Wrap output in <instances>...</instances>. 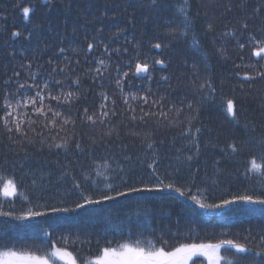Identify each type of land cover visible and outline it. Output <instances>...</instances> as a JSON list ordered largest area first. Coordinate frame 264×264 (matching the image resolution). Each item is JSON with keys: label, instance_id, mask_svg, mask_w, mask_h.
I'll list each match as a JSON object with an SVG mask.
<instances>
[{"label": "trees", "instance_id": "obj_1", "mask_svg": "<svg viewBox=\"0 0 264 264\" xmlns=\"http://www.w3.org/2000/svg\"><path fill=\"white\" fill-rule=\"evenodd\" d=\"M151 2L152 0H50V2L23 0L20 6L16 7L17 0H0V103L3 100L5 82H9L8 90L14 91L15 83L11 81L22 83L27 80L31 84L32 74H37L42 81L48 78L47 74L53 68L65 66L69 71L63 74L58 72L54 79H64L65 76H69L68 84H70L71 78L77 76L81 78L79 88H69L68 84L64 86L65 91L79 94L78 100L59 108L66 116L72 115L76 120L74 126L66 125L65 131L58 133V130L52 132L45 130L38 137L29 131L28 137L34 140L33 143L29 144L26 139L15 135L13 136L15 143H13L8 139V134L0 121V174L14 178L18 183V191L27 196L33 205L53 204L61 199L70 203L75 198L68 195L72 185L70 178L63 175L65 167L79 176L81 165L88 168L92 163L86 152L91 139L95 137L100 141L102 133L107 132L109 128L115 129L119 121L124 119L118 116L103 126L99 123L91 125L82 122L77 110L83 112L87 107L91 114L102 100L98 93L103 91L117 101V111H123L126 106L120 100V91L115 84V67L118 62L129 60L137 52L140 53L141 58L147 57L149 60L160 58L164 59L166 64L163 67L153 65L150 73L151 81L146 75L130 76L125 83V92L140 94L150 87L156 98L167 97L164 102V108L167 110L169 103L172 102L179 107L182 97L197 101L200 94L193 92V80L200 83L211 75L218 94L222 91L225 97L232 95L237 97L241 126L233 128L226 118V113L212 105L201 106L198 113L194 109L184 108L179 114L170 112L168 119L150 120L147 126L139 124L136 126L141 131V138L147 134L156 142L153 149L141 144L140 139L134 140L130 136H125L123 126L119 125V138H117V130H113L110 137L106 136L103 142H99L94 150L95 156L109 157V163L117 171V165H123L126 170H133L136 174L143 172L147 176L150 170L141 164V160L146 165L151 161V153L155 151L159 155V171L171 172L177 186L192 180V170L198 168L199 172L194 177L196 185L207 188L216 196L221 195L225 190L235 192L245 187L253 192L264 191L260 187L264 176L253 173L251 177L246 178L243 175V161L248 157L247 151L232 158L221 153L219 147H213V145H226L234 139L237 141L246 139L242 127L245 121L250 122V128L255 126L256 131L254 134L249 133L250 136L254 135L258 138L264 134V79H256L250 86L245 84L243 92L237 89L233 93V86L238 81L231 79L230 76L233 64L238 62L237 58L241 53L236 48L234 39L219 36L227 29H235L236 36H240V25L245 22L248 25L245 36L248 33L255 34L258 39L264 36V3L261 0H193V14L200 13L197 21L198 30L203 31L207 23H212L214 26V32L203 39L204 46L211 53L210 67L205 70L202 58L189 49L186 41H172L169 47L162 50L151 47L158 41L169 42L170 38L164 35L166 28L169 27L167 21L174 22L170 6L154 8ZM32 5L34 8L30 13V19L25 21L20 9ZM229 6L230 11L227 10ZM258 7L261 9L259 12L256 11ZM98 29L100 31H97ZM118 29L122 31L118 36H114ZM14 30L19 31L21 35L13 37L11 33ZM214 36H219L215 45L212 44ZM89 42L97 45L91 52L87 50ZM105 44L108 45L110 52L113 49H120L122 53L123 49L127 48L128 53L122 55L111 52L109 71L105 72L100 80L94 82L92 77L84 72L85 69L96 67L94 62L96 58L108 59L109 54L104 52ZM221 45L226 48L230 59L225 60L216 54V47ZM60 49L64 51L61 52ZM249 51V49L244 50L245 60L242 63L249 62ZM49 60L52 61L51 64L48 63ZM78 60L79 64L76 63ZM193 63L200 68L198 77L192 75ZM243 71L251 72L250 69L241 68V72ZM15 73H19V77H16ZM162 76H167L168 80H161ZM51 103L56 104L55 101ZM108 106L112 107L110 102ZM0 115L3 113L0 112ZM190 115L195 116L192 128H201V132L196 134L200 143L199 155H196L191 141L179 135L184 127L188 126L187 120ZM169 120L173 122L172 125H169ZM36 132H41L39 125L36 127ZM53 136L56 137L54 141L51 139ZM64 139L68 140L67 151L49 147L50 143H59ZM76 140L82 142L85 152L74 150ZM160 141H163V144ZM107 144L112 147L107 148ZM124 144L128 145L127 149L123 148ZM251 148L252 145L249 144L248 149ZM177 149L180 151L177 152ZM188 155L193 156L192 161L185 160ZM126 156H131L132 159L125 160ZM177 156L179 160L176 159ZM217 158H219L218 162ZM177 169L179 171H176ZM167 182L169 181L166 180ZM4 200L5 198L0 196V201ZM105 204L109 205V202ZM190 206L195 207L191 201L174 191L141 192L111 202L107 221L103 217L88 220L83 214L76 216L74 213L49 214L29 221L0 216V237L20 233L24 225H34L36 231H29L20 241L21 243L42 244L45 240L42 234L44 230L53 232L54 239L64 233L73 237L78 236L80 240L91 236L94 240L96 233L119 225L126 219H130L133 226L147 221L157 231L188 234L189 239L186 242H192L193 234H196V242H200L201 239L214 242L217 239L236 238V234L239 233V242L245 243L244 236L251 233L255 239L250 238L248 246L256 248L259 236L264 235V216L259 212L254 215L239 214L238 211L225 212L224 215L203 214L202 210L197 208L199 214L193 215L189 211ZM27 207V202L16 196L4 203L3 210L19 214ZM231 207L233 210L237 209L236 205ZM53 216H68V219L62 221L53 230L49 227ZM224 232L228 235H220ZM170 239L173 243L176 242L175 239L171 237ZM234 252V249L222 250L221 254L232 258ZM237 255L241 257V264H250L253 258L252 254L248 253Z\"/></svg>", "mask_w": 264, "mask_h": 264}, {"label": "snow or ice", "instance_id": "obj_2", "mask_svg": "<svg viewBox=\"0 0 264 264\" xmlns=\"http://www.w3.org/2000/svg\"><path fill=\"white\" fill-rule=\"evenodd\" d=\"M23 0H17L16 7L20 6ZM50 2V0H45ZM264 3V0H261ZM193 0H152V7L167 8L171 7L173 20H168L169 27L166 28L164 35L169 37V42H156L151 45L153 49L162 50L170 46L172 41H186L190 50L197 53L202 58V63L205 70L210 67L211 53L206 49L203 39L214 32L212 23H207L203 31L197 28V21L200 13L192 12ZM34 5L23 6L20 11L25 19H30ZM231 10V7L227 9ZM261 9H256L259 12ZM247 23L240 25V36H236L235 29H227L219 34L225 38L235 40L236 48L241 53L233 64V71L230 78L238 81L233 86V93L237 89L241 92L245 90V84L251 85L252 81L256 79H264V36L257 38L253 33L247 32ZM97 31H100L99 29ZM122 30L114 33L118 36ZM11 35L13 37L21 35L19 31L14 30ZM219 36L212 38V44L215 45ZM243 40L244 42H241ZM97 47L96 44L89 42L87 50L91 52ZM249 49L248 63H242L245 60L243 52ZM61 52L64 49H60ZM216 54L221 58L227 60L228 56L226 48L221 45L216 47ZM104 52L109 54L108 59L96 58L95 68L85 69L84 74L90 75L94 82L100 80L103 74L109 71L111 52L121 53L120 49L109 50L107 44L104 45ZM128 49L124 48L122 55H127ZM87 62V61H86ZM52 63L51 60L48 61ZM77 64L80 61H76ZM166 61L160 58H153L149 60L147 57L141 58L139 52L132 56L127 61L118 62L115 67L116 78L115 84L120 91V100L126 106L123 111H117L115 99H112L107 92L98 93L102 97L101 102L97 108L89 114V109L85 107L83 112L77 110V115L82 122L90 123L91 125H105L110 123L116 117H124L119 121L125 130V136H130L134 140L140 139L141 144H145L148 149H153L155 141L147 134L141 138V131L136 127L138 124L147 126L150 120L168 119L170 112L181 113L184 108L195 110L197 113L200 107L204 105H212L219 108L226 113V118L232 124L233 128L241 126L240 110L237 107L238 99L235 95L225 97L221 91L219 94L214 84L213 77L208 75L200 83L193 80V92L199 93L197 101L182 97L180 106L177 107L174 102L169 103L168 109L165 110L164 102L166 96L156 98L155 93H152L151 88H146L143 93L137 94L135 92H125V83L128 82L130 76L136 77L140 74H145L147 79L151 81V70L153 65L165 66ZM192 75L198 77L200 68L197 64L191 65ZM241 68L250 69V71L241 72ZM259 69V70H257ZM69 68L67 66L62 68H53L47 74L48 78L40 81L37 74L31 75L32 83L26 81L22 83H15V90H8V83L5 82V89L2 93L3 100L0 103V121L3 123L4 131L8 134V139L15 143L13 136H19L26 139L29 144L33 143V139H29L28 133L31 131L35 136H40L45 130L52 132L53 130L65 131V126L76 123L72 115H65L59 110L65 104L70 105L72 101L78 100L79 94L73 91H65L64 86L68 84L69 76L64 79H54L53 77L59 72L61 74L67 73ZM19 77V73L14 74ZM163 81L168 80L167 76L160 78ZM81 83L80 76L71 78V83L68 87L79 88ZM223 83V82H222ZM55 101L54 105L51 103ZM112 107L109 108L108 104ZM195 105V108H194ZM147 109V110H145ZM195 116H189L187 125L179 135L191 141L192 147L196 150V155L200 152V143L196 138V134L201 132L200 127L192 128V121ZM248 121L243 124L245 131L244 140H232L226 145H213L219 147L221 153L226 156L235 158L238 155L248 152V157L243 161L244 172L243 175L248 178L253 173L264 176V134L256 138L249 133H255V126L249 127ZM173 122L169 120V125ZM41 127V132H36L37 126ZM109 128L100 136V141L95 137L91 139L90 145L87 146L86 152L89 159L92 161L88 168L81 165L80 175L77 176L74 171H69L67 167L64 169L63 175H66L71 180L72 188L68 195L75 198L70 203L61 199L53 204H35L33 205L27 196L18 191V183L14 178L4 174H0V196L4 197V201H0V216L13 217L18 221L34 220L37 217H46L49 214H68L74 213L76 216H81L85 219L91 220L94 218L103 217L108 220V213L111 211L110 203L117 201L118 198L129 197L131 194L141 192H152L160 190L174 191L186 200L191 201L195 207H189V211L193 214L197 213V208L202 210L203 214H220L225 212L238 211L239 214L254 215L259 212L264 216V191L253 192L248 187L239 189L235 192L225 190L221 195L216 196L215 193H210L207 188L198 187L195 183V175L199 169L192 170L193 179L189 180L183 185L177 186L172 179L171 172L161 173L159 171V155L153 151L151 153V161L145 165L141 160V164L145 166L148 175L144 173L136 174L135 171L125 169L123 165H117L118 171L112 168L109 163V157L101 155L97 158L94 150L98 147L99 142H103L104 138L110 137L113 130H117V138H119L118 127ZM57 133V134H58ZM51 139L54 141L56 137ZM44 141L42 140L41 143ZM163 144V141H160ZM252 148L249 150L248 145ZM50 148L68 149V140L64 139L59 143H50ZM107 148L112 145L107 144ZM128 145L124 144L123 148L127 149ZM76 152H85L82 147V142L76 140L74 144ZM177 152L180 149L176 150ZM125 160H131V156L124 157ZM179 160V156L176 157ZM186 161H192L193 156L185 157ZM219 158H217V162ZM219 171V169H217ZM176 171H179L177 169ZM166 180L169 182L166 183ZM215 183V182H214ZM35 184V181H33ZM260 187L264 189V181L260 183ZM20 196L23 201L27 202L28 207L22 210L19 214L14 211H4V203L13 197ZM105 202H109L106 205ZM65 205V206H58ZM236 205L237 209L233 210L231 206ZM259 205V208L249 207ZM42 209V210H37ZM147 213H145L146 215ZM68 219V216H53L52 223L49 227L55 230L62 221ZM29 231L35 232L34 225H24L20 233L9 236L0 237V264H197L194 257H202L203 260L199 264H241V257L237 254H252L250 264H264V235L259 236L257 247L252 248L248 246V242L255 237L251 233L244 236L245 243L239 242V233L236 238L217 239L214 242L200 240L196 242V234L191 236L192 242H186L189 239L188 234H179L165 231H157L152 228L147 221H142L136 226L130 219L122 220L119 225L111 226L109 229H104L96 233L95 239L91 236L80 240L78 236L73 237L70 234L61 233L55 239L53 232L47 230L43 231L44 242L39 245L28 243H21L20 241L28 234ZM220 235L226 236L227 232ZM173 238L176 240L172 242ZM234 249L232 258L222 255V250ZM259 258V259H256Z\"/></svg>", "mask_w": 264, "mask_h": 264}, {"label": "rangeland", "instance_id": "obj_3", "mask_svg": "<svg viewBox=\"0 0 264 264\" xmlns=\"http://www.w3.org/2000/svg\"><path fill=\"white\" fill-rule=\"evenodd\" d=\"M194 259L197 261L198 264H199V262H200V261H198V260H201V261L203 260L202 257H194ZM205 264H206V262H205Z\"/></svg>", "mask_w": 264, "mask_h": 264}, {"label": "water", "instance_id": "obj_4", "mask_svg": "<svg viewBox=\"0 0 264 264\" xmlns=\"http://www.w3.org/2000/svg\"><path fill=\"white\" fill-rule=\"evenodd\" d=\"M145 74H140L139 76H144ZM139 76H137V77H139Z\"/></svg>", "mask_w": 264, "mask_h": 264}]
</instances>
